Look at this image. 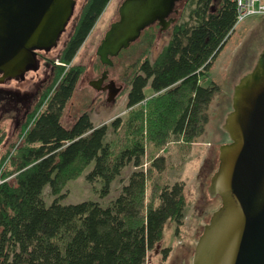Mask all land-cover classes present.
I'll list each match as a JSON object with an SVG mask.
<instances>
[{
    "label": "trees",
    "instance_id": "16d2710c",
    "mask_svg": "<svg viewBox=\"0 0 264 264\" xmlns=\"http://www.w3.org/2000/svg\"><path fill=\"white\" fill-rule=\"evenodd\" d=\"M109 1L84 2L59 57L52 60L53 80L28 112L20 142L4 154L7 134L0 130V264H145L166 223H183L185 182H170L169 157L177 145L185 157L206 130L220 86H205L202 79L235 30L236 4L184 0L183 9L176 8L171 37L154 61L149 54L159 24L146 27L118 55L139 49L120 76L126 114L95 125L85 110L66 126L62 115L84 71L73 60ZM188 8V18L181 21ZM110 127L118 136L114 143L107 141ZM92 162L86 178L102 183V197L125 167L136 169L107 206L94 200L61 203L66 184ZM47 186L55 197L49 205L43 196ZM163 253L167 256L168 249Z\"/></svg>",
    "mask_w": 264,
    "mask_h": 264
},
{
    "label": "rangeland",
    "instance_id": "374dc122",
    "mask_svg": "<svg viewBox=\"0 0 264 264\" xmlns=\"http://www.w3.org/2000/svg\"><path fill=\"white\" fill-rule=\"evenodd\" d=\"M85 1L76 0L74 12L65 31L59 38L57 46L46 51L48 60L41 58L38 61V67L26 72L24 78L11 77L0 83V130L7 134L1 148V154H4L16 142H20L19 135L22 124L28 112L33 109L39 99L42 90L53 80L54 65L52 60L59 57ZM122 1H109L73 60L75 64L83 65L84 71L62 115V121L66 126L71 125L85 110L88 111L95 125L111 123L116 117L124 116L129 110L127 93L121 95L125 83L120 76L124 67L138 55L139 49L136 50L134 47L115 57L113 64L109 67L101 65V60L97 54V47L105 32L112 22L119 19V6ZM184 4V0L176 3L175 9L178 8V5L180 10L183 9ZM219 5L220 2L217 3L214 10ZM188 12L189 8L185 9L181 21L188 18ZM171 16L176 20L178 13H172ZM154 26L157 37L149 54L151 61L155 60L162 48L168 43L172 33L171 25L166 29H161L160 25ZM263 49L264 15H250L236 25L229 41L210 68L209 75L202 79V84L205 86L211 85L213 82L220 86V91L214 95L209 106V122L206 124V130L197 138L185 157L181 155L178 145L172 142L174 146H177L176 149H173L176 151L169 157L171 164L168 171L170 182L173 183L177 180L185 182L187 206L184 220L179 226L173 221L166 223L162 240L156 248L148 252L145 264H179L183 257L192 258L196 241L203 230V224L209 221L212 212L221 204L220 197H210L208 191L210 177L217 170L219 164V146L229 141L226 131H218L216 120L220 117L221 112L231 110L232 90L235 83L253 68ZM105 69L109 70V75L105 79L106 82L113 80L116 87H122L113 100H109L110 94L106 89H98L93 85V81L99 78ZM146 93L148 96L152 94L149 86L146 88ZM116 137L118 136L110 127L107 141L114 143ZM180 161H182L181 164H179ZM147 164V162L144 164L145 170ZM93 166L94 162L85 169L81 176L66 184L63 189L65 197L61 199V203L71 204L94 200L102 206H107L120 194L122 187L136 169L132 164L125 167L113 181L111 192L102 197L99 194L102 183L98 181L92 184L86 178ZM43 196L47 205L51 204L55 198L51 194L49 186L44 189ZM164 249H168L167 256H164Z\"/></svg>",
    "mask_w": 264,
    "mask_h": 264
},
{
    "label": "water",
    "instance_id": "95a60500",
    "mask_svg": "<svg viewBox=\"0 0 264 264\" xmlns=\"http://www.w3.org/2000/svg\"><path fill=\"white\" fill-rule=\"evenodd\" d=\"M181 0H123L119 19L105 32L97 54L103 64L136 41L153 23L166 29ZM76 0H0V83L38 67L36 50H51L74 12ZM108 70L93 82L101 89ZM105 88V87H103ZM110 99L122 87L110 81ZM229 141L219 146L210 197L220 206L203 224L190 264H264V49L232 90L231 110L216 120ZM186 264V263H183Z\"/></svg>",
    "mask_w": 264,
    "mask_h": 264
},
{
    "label": "built area",
    "instance_id": "2783aa9c",
    "mask_svg": "<svg viewBox=\"0 0 264 264\" xmlns=\"http://www.w3.org/2000/svg\"><path fill=\"white\" fill-rule=\"evenodd\" d=\"M236 4V25L250 15H264V0H231ZM0 182L2 180L0 179Z\"/></svg>",
    "mask_w": 264,
    "mask_h": 264
},
{
    "label": "flooded vegetation",
    "instance_id": "af4514ba",
    "mask_svg": "<svg viewBox=\"0 0 264 264\" xmlns=\"http://www.w3.org/2000/svg\"><path fill=\"white\" fill-rule=\"evenodd\" d=\"M178 8H179V5H178ZM178 10V9H177ZM177 13H178V11H177ZM173 23V22H172ZM171 23V24H172ZM37 51V58H38V61L41 59V58H45V59H47L48 60V56L46 55V51H43V50H36ZM43 51V52H42ZM56 63L58 64L59 62H57L56 61ZM31 70V69H30ZM105 70H108V69H105ZM108 73H109V70H108ZM102 74H103V72L101 73V75L99 76V78L102 76ZM109 75V74H108ZM107 75V76H108ZM99 78H97L96 80H98ZM106 79V78H105ZM104 79V81L101 83V89H106V91L107 92H109V88H108V86H110V81L111 80H109L108 82H106V80ZM96 80H94V81H96ZM93 81V82H94ZM103 87H105V88H103ZM191 260H192V258H191ZM191 260H190V262L187 260V258H183V260L181 261V264H183V263H186V264H190L191 263Z\"/></svg>",
    "mask_w": 264,
    "mask_h": 264
}]
</instances>
